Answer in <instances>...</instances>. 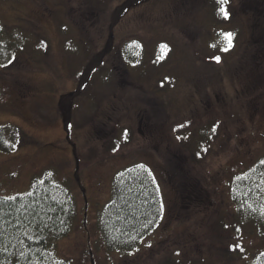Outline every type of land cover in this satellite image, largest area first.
I'll use <instances>...</instances> for the list:
<instances>
[{
    "label": "rangeland",
    "instance_id": "374dc122",
    "mask_svg": "<svg viewBox=\"0 0 264 264\" xmlns=\"http://www.w3.org/2000/svg\"><path fill=\"white\" fill-rule=\"evenodd\" d=\"M126 1L0 0V126L19 132L15 152L0 149V195L47 171L70 182L77 214L57 242L68 264L263 262L264 234L239 225L233 192L264 157V0H142L122 12ZM135 165L153 173L163 215L120 253L99 216Z\"/></svg>",
    "mask_w": 264,
    "mask_h": 264
},
{
    "label": "trees",
    "instance_id": "16d2710c",
    "mask_svg": "<svg viewBox=\"0 0 264 264\" xmlns=\"http://www.w3.org/2000/svg\"><path fill=\"white\" fill-rule=\"evenodd\" d=\"M140 1L127 0L122 12ZM5 49V44H1L0 51ZM106 52L89 58L77 75L79 90L90 82ZM70 100V94L64 95L60 103L67 122ZM18 137L17 128L0 126V149L15 152ZM4 143L9 145L6 147ZM233 197L234 216L239 225L241 221L251 223L264 234V157L239 176ZM76 214L70 182L60 180L51 171L34 176L23 193L0 195V264H68L59 257L57 242L70 234ZM162 215V197L151 170L140 165L123 170L115 178L111 199L100 211L99 223L106 246L120 253L136 251L157 229ZM236 234L240 237L242 230L238 229ZM259 262L253 264H264Z\"/></svg>",
    "mask_w": 264,
    "mask_h": 264
},
{
    "label": "snow or ice",
    "instance_id": "6c2138e0",
    "mask_svg": "<svg viewBox=\"0 0 264 264\" xmlns=\"http://www.w3.org/2000/svg\"><path fill=\"white\" fill-rule=\"evenodd\" d=\"M221 2L223 3L224 0H221ZM222 11H224V14L227 15V12H226L225 10L222 9ZM230 40H231V36H230V34H229V41H230ZM217 59H219V58H217Z\"/></svg>",
    "mask_w": 264,
    "mask_h": 264
}]
</instances>
